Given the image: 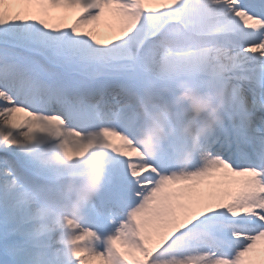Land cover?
Masks as SVG:
<instances>
[{
  "label": "snow or ice",
  "instance_id": "obj_1",
  "mask_svg": "<svg viewBox=\"0 0 264 264\" xmlns=\"http://www.w3.org/2000/svg\"><path fill=\"white\" fill-rule=\"evenodd\" d=\"M179 80L225 97L188 167L135 142V97ZM37 134L69 161L109 154L119 227L107 253L84 228L75 264H264V0H0V158Z\"/></svg>",
  "mask_w": 264,
  "mask_h": 264
},
{
  "label": "clouds",
  "instance_id": "obj_2",
  "mask_svg": "<svg viewBox=\"0 0 264 264\" xmlns=\"http://www.w3.org/2000/svg\"><path fill=\"white\" fill-rule=\"evenodd\" d=\"M224 104L222 89L201 88L190 80L159 90L146 88L133 105L139 121L136 145L149 160L167 154L178 167H188L223 122ZM108 155L97 147L76 161L58 150L41 156L25 209L27 264H75L73 241L84 231L87 212L105 187Z\"/></svg>",
  "mask_w": 264,
  "mask_h": 264
},
{
  "label": "rangeland",
  "instance_id": "obj_3",
  "mask_svg": "<svg viewBox=\"0 0 264 264\" xmlns=\"http://www.w3.org/2000/svg\"><path fill=\"white\" fill-rule=\"evenodd\" d=\"M46 138L43 134H37L36 141L33 145H36L38 142L41 143V139ZM26 149L24 148H17L13 150L14 159H2L0 158V192L7 190V185L11 180H15L17 184L21 185L24 189L31 192L34 182L37 180V170L40 166V158H35L34 162L35 165L32 167L29 164H26L22 157L26 159V156L23 155L21 157V152ZM33 147L31 148L32 156ZM34 167V168H33ZM10 172L11 175H6L5 172ZM9 213L15 214V220H7L6 215ZM25 211L20 212L17 211L14 203L10 200L6 203V209L0 211V259H3V264H20L19 258L25 256L26 262L27 257L29 255V248L27 243H20L27 240V235H18L14 232L13 229H16L17 218L20 219L21 217L25 216ZM11 227V228H10ZM29 230V223L23 225V230L21 233L28 232ZM18 238H17V237ZM25 238V239H24ZM20 243L21 246L18 247L17 243ZM27 264V263H26Z\"/></svg>",
  "mask_w": 264,
  "mask_h": 264
},
{
  "label": "bare ground",
  "instance_id": "obj_4",
  "mask_svg": "<svg viewBox=\"0 0 264 264\" xmlns=\"http://www.w3.org/2000/svg\"><path fill=\"white\" fill-rule=\"evenodd\" d=\"M47 146V139L46 138H42L41 139V143L40 142H38L36 145H29V149H26L24 152H23V154H22V152H21V157L23 156V155H25L26 156V159L24 158V157H22L23 158V160L25 161V163L26 164H29L31 167L33 166V165H35V162H34V160H35V158H40L44 153H45V147ZM33 147V152H32V156H29L30 154H31V148ZM0 167H1V164H0ZM34 168V167H33ZM8 202V200H5V199H3V198H0V211H3V209L5 210L6 209V203ZM15 214H13V213H9V214H7L6 215V219L7 220H15V216H14ZM17 221L19 222L18 224H17V227H16V229H13L14 230V232L16 233V234H18V235H24V236H26L27 235V232H25V233H21L22 232V230H23V225H26V224H28L29 222H28V220H27V217H26V215L25 216H23V217H21L20 219H18L17 218ZM83 222H86L85 220L83 221ZM11 228V227H10ZM25 239V238H24ZM90 242V245H89V247H91L92 248V250L94 251V247L97 245V244H93L92 243V241H89ZM20 243H27V240H25V241H23V242H21L20 241ZM19 242L17 243V246L18 247H20L21 246V244H20ZM86 243V241L84 242V244ZM86 246V245H85ZM20 260H19V262H20V264H26L27 262H26V257L25 256H23V257H20L19 258ZM2 264H3V261H2ZM49 264H53V262H49Z\"/></svg>",
  "mask_w": 264,
  "mask_h": 264
}]
</instances>
